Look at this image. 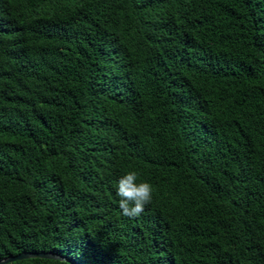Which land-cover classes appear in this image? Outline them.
<instances>
[{"label": "trees", "instance_id": "obj_1", "mask_svg": "<svg viewBox=\"0 0 264 264\" xmlns=\"http://www.w3.org/2000/svg\"><path fill=\"white\" fill-rule=\"evenodd\" d=\"M26 251L264 264V0H0V259Z\"/></svg>", "mask_w": 264, "mask_h": 264}, {"label": "clouds", "instance_id": "obj_2", "mask_svg": "<svg viewBox=\"0 0 264 264\" xmlns=\"http://www.w3.org/2000/svg\"><path fill=\"white\" fill-rule=\"evenodd\" d=\"M115 187L121 214L129 218L139 216L145 206L152 201V185L146 180L139 179L138 173L134 170L126 171L116 181ZM63 264L67 262L63 261Z\"/></svg>", "mask_w": 264, "mask_h": 264}, {"label": "water", "instance_id": "obj_3", "mask_svg": "<svg viewBox=\"0 0 264 264\" xmlns=\"http://www.w3.org/2000/svg\"><path fill=\"white\" fill-rule=\"evenodd\" d=\"M24 258H49V259L63 260V261L69 262L70 264H74L65 256H62L61 254H58L55 252H49V251L20 252L18 254L9 255V256H6L0 259V264H4L6 262L24 259Z\"/></svg>", "mask_w": 264, "mask_h": 264}]
</instances>
